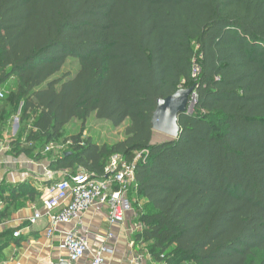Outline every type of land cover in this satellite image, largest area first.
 <instances>
[{
    "label": "trees",
    "instance_id": "trees-1",
    "mask_svg": "<svg viewBox=\"0 0 264 264\" xmlns=\"http://www.w3.org/2000/svg\"><path fill=\"white\" fill-rule=\"evenodd\" d=\"M69 58L77 72L55 76ZM13 76L0 133L20 109L15 152L68 177L148 151L128 194L143 224L134 243L153 261L264 264V0H0V87ZM188 87L178 135L152 143L157 101ZM92 113L128 120L125 138L64 135ZM61 141L60 156L44 152ZM36 195L27 182L0 189Z\"/></svg>",
    "mask_w": 264,
    "mask_h": 264
},
{
    "label": "crops",
    "instance_id": "crops-1",
    "mask_svg": "<svg viewBox=\"0 0 264 264\" xmlns=\"http://www.w3.org/2000/svg\"><path fill=\"white\" fill-rule=\"evenodd\" d=\"M8 82L12 83L10 89L14 88L15 77L9 78ZM6 89L0 87L5 96L10 90ZM2 105L3 100H0V108ZM13 137L12 134L6 136L4 130L0 133V189L27 182L38 195L34 198L24 196L0 200V264H54L60 260L68 261L63 232L69 229H77L88 242V250L75 264H90L100 246L110 250L104 253L103 264H132L136 259L145 264H156L145 244L134 243L133 237L137 231L133 230V224L137 217H134L132 210L125 213L123 224L110 225L106 206L95 203L78 221L60 225L48 237V219L44 215L42 199L52 182L67 177L70 172L53 171L48 165V158L34 160L25 153L15 152L11 145ZM35 210L43 216L30 223ZM15 231H19V235L14 237Z\"/></svg>",
    "mask_w": 264,
    "mask_h": 264
},
{
    "label": "built area",
    "instance_id": "built-area-1",
    "mask_svg": "<svg viewBox=\"0 0 264 264\" xmlns=\"http://www.w3.org/2000/svg\"><path fill=\"white\" fill-rule=\"evenodd\" d=\"M200 71L198 63L192 66V76L197 77ZM5 97V92L0 91V100ZM195 102V94L192 95L187 111H192ZM12 136H15L19 129V117H13ZM70 144V141L64 145ZM55 143L45 146L44 152L57 148ZM148 151L141 149L135 151L133 158L127 161L120 154L112 155L104 167V176H96L85 169L52 182L47 188L42 199L44 215L48 219L46 234L49 237L60 225H68L73 221H78L81 215L95 203L106 206L107 221L110 225H121L124 223L125 213L136 211L132 201L128 196L130 188L135 186V169L138 163L145 160ZM51 174V173H50ZM43 214L35 210L30 223L40 219ZM143 229V224L136 221L133 230L139 232ZM64 245L68 251L69 264L78 262L88 250V242L84 235L77 229H69L63 232ZM19 231H15L13 236H18ZM110 252L105 246H100L92 256L90 264H103L104 253ZM132 264H145L139 260H134ZM162 264V263H156Z\"/></svg>",
    "mask_w": 264,
    "mask_h": 264
},
{
    "label": "rangeland",
    "instance_id": "rangeland-1",
    "mask_svg": "<svg viewBox=\"0 0 264 264\" xmlns=\"http://www.w3.org/2000/svg\"><path fill=\"white\" fill-rule=\"evenodd\" d=\"M79 69V63L77 60L69 58L66 63L64 64L62 70L57 73L55 76H60L62 74H71L74 75L77 70ZM12 83L5 82L2 83L1 87H6L10 89ZM20 109L15 113V115L12 116L11 119H9V123H7L4 131L6 132V136H10L11 129L13 126V117L18 116L19 117ZM129 121L126 120L122 125L119 127H113L111 123L107 120L97 119L92 113L85 122H81L79 120H72L70 123H68L64 127V135L71 136V135H80L81 138L87 139L90 138L91 140L95 141L99 145H112L122 139L125 138V128L128 126ZM10 127V129H8ZM15 137V136H14ZM173 139L170 136H167L166 134H163L161 132L154 131L152 136V143H161L168 140ZM54 144V143H53ZM64 142L55 143L54 146L57 145V148L53 149L52 151L48 152L51 157H57L60 156L64 152L65 149H67L66 145H64ZM48 156V154H47ZM54 171V170H53ZM129 196V194H128Z\"/></svg>",
    "mask_w": 264,
    "mask_h": 264
},
{
    "label": "water",
    "instance_id": "water-1",
    "mask_svg": "<svg viewBox=\"0 0 264 264\" xmlns=\"http://www.w3.org/2000/svg\"><path fill=\"white\" fill-rule=\"evenodd\" d=\"M193 94H195L193 87L180 88L166 98L159 99L152 115L153 131L175 138L180 130L179 114L187 111ZM54 264H69V262L60 260Z\"/></svg>",
    "mask_w": 264,
    "mask_h": 264
}]
</instances>
